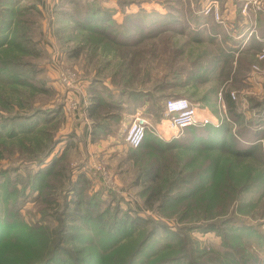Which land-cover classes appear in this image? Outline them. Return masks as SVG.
<instances>
[{"label": "rangeland", "instance_id": "374dc122", "mask_svg": "<svg viewBox=\"0 0 264 264\" xmlns=\"http://www.w3.org/2000/svg\"><path fill=\"white\" fill-rule=\"evenodd\" d=\"M16 1L17 5L15 6L17 7L14 8H17L16 10L20 12L18 19L27 20V24L30 26L29 31L23 32L24 28L17 24V27L19 26L15 38L17 45L20 43V45L26 46L25 41L31 35L38 44L34 55L28 54L26 50H22L18 46L11 47L7 54L8 58L12 59V63L7 66L8 69L3 70L5 76L7 73L23 74L22 77L27 82L33 83L35 87L29 86V84L0 83V96H4L3 99L0 97V116L8 118L5 121L0 119V189H4L3 196L0 195L1 217L10 219L8 213L11 210L10 207L13 208L14 206L12 204L13 200L9 198L8 191L16 189L18 190L17 197L20 198L17 206H21V219L28 223L44 225L55 222L51 213L43 215L39 207L43 203H49L51 198L58 197L57 201L63 199L62 195L67 188V179L62 174L54 175L53 178L50 177V181H53L52 187L47 189L45 193L48 201L36 204L34 196L39 194V189H35L37 185L36 178L38 179V171L49 165L54 155L57 156V154L63 153L65 154L64 163L66 166L64 167L66 173L70 174L72 178L75 179L78 173L83 170V167H88L87 176L90 182L87 185L82 184L86 189L85 196L89 198L96 191L100 190L101 192V196L94 197L95 200L101 202L97 208H93L95 214L106 209L108 205L113 210L116 206H119L121 213L130 211L132 216L156 217L176 231H184L185 229L181 230V228L183 226L188 227V232L183 235L189 239L187 241V243L190 242L189 247L187 246L185 250L174 248L173 245L178 240L177 235H173L174 239L166 241L167 236L165 234L154 244V249L158 250L154 253H157V255L153 254V250L145 256L142 253L138 257L143 261L141 264L154 263L158 260L163 262L165 259H169L170 264H190L191 261L200 260L207 264H264V169H260V166L256 164L257 160H244L248 162L238 165L237 160L225 159L223 154H220V150H210L200 146L188 150L185 147L176 145L169 152L159 151L160 154H155L151 148L149 155L154 158L167 156L171 165H173L174 159L177 166H182L184 169L183 175L189 176L190 173L199 175L209 168L218 170L216 183L211 189H209L210 185L215 179V174L212 172H210L211 177L206 180L208 183L203 181L204 177L194 175L192 177L195 178L191 177L192 180L189 182L179 183L180 188L189 187L191 193L197 189V193L195 196L177 202L176 206H182L177 207V210L180 211L173 213L171 216L160 215L144 205L143 197L140 194L141 186L134 183L135 171L133 165L127 158L125 160L126 154L132 149L125 139V130L130 122L128 119L131 118L127 117L123 120V126L118 133L105 135L104 138L99 137L92 141L89 134L90 127L89 130L85 129V132L83 131L82 122L84 123L86 119L80 115L85 101L88 100L87 95H102L104 100L102 110L110 113L107 122L109 125L116 127L118 120L116 122L111 115L117 114V118L119 113L122 112L125 114L124 117H131V114H133V117L138 114L143 115L142 112L145 108L151 107L152 104L146 96L143 95L142 97V93L148 92L147 89L155 91L160 88L161 92L183 95L181 97L203 103V105L200 104L201 108L206 106L209 108L211 113L208 114L209 117L206 115L194 124L207 122L219 125L222 119L230 120L231 118L228 113L222 112L220 91L229 90L234 93L235 97H232L236 98L238 94L253 91L251 83L254 79L261 77L264 81V59H260L258 56L262 48L264 49V43L260 50L256 52L255 57V52H249L242 57V64H240L241 79L240 77L238 80L233 78L237 64L233 67L231 64L224 63L225 66L229 67L225 71L227 77L225 76L224 81L218 77L201 82L199 80L200 76L197 75V79L195 77L193 79L191 72H201L205 67H208V69L211 67L213 70L212 77H214L219 72L218 62L220 61V47L210 46L209 43H204V41L217 39L220 43L219 40H228L230 45H234L235 48L237 43L234 44L232 39H226L225 34L220 36L219 33L216 37H211L208 33H201L200 41L194 43L192 37L195 34L187 28L184 29L185 32L183 33H176L173 29H169L172 33L171 37L167 36L168 32H165L163 34L167 35L161 41L160 39H145L143 43L145 45L144 53H140L136 51L141 50L140 47H134L132 44L112 43L107 39L108 36L99 41L100 34L95 33L93 35L96 39H90L89 33L91 32L89 30L77 28V24L69 20L68 16H61L60 13H57L55 6L60 0ZM100 1H103L106 6H112L110 5L111 0ZM148 1L149 7L159 3V11H172L169 0ZM213 1H219L221 12L220 0H210L207 5ZM231 1L233 2V0ZM114 2L119 7L118 2ZM34 3L37 6L35 10H22V7L25 9V7ZM85 3L78 6V4L76 5L70 1H64L60 7H64L62 11H70L71 13L74 11V7L75 10L77 7L80 11L77 15H82L85 14L83 11L87 7ZM172 3H175V1H172ZM3 5L5 4L0 2V7H3ZM230 6L231 9L229 8L227 12L229 15L232 13L231 10L235 8V3H231ZM183 9L188 11V8L184 6ZM36 11H39V13L37 14ZM122 12L115 13L116 20L119 23L123 22L124 19V12L123 14ZM0 14L1 16H7V23L5 24H11V22H8V11ZM183 16L184 14H182ZM246 17L256 20L257 28L261 29V24H264V9L260 6L258 10H253ZM234 18L225 22L228 25L232 24ZM223 19L226 20L225 17ZM11 27H13L12 24ZM112 27L114 25L110 26L109 29ZM117 28L119 29L120 26H117ZM122 31L120 29L121 35ZM137 33L139 36L151 35V32L145 31ZM153 41L158 42V44L155 42L158 49L157 54H161L163 58L168 59L167 56H169L170 50L176 51L178 58L176 64H172L174 65L173 69L187 66V70H181L182 72L180 71V74H177L179 79L175 81V86L172 84L167 85V87L155 86L158 83L157 81L163 79L170 71L169 66L166 64L157 67L158 59L155 56L151 58L154 53L152 50ZM77 45L83 47L79 52V57H74L71 50L76 48ZM110 46H113V48ZM132 54L135 55V59L133 65H130ZM30 62L35 63V65H30ZM126 66L128 72H131V80L128 85L129 91L134 92L131 96L128 94L121 96L119 94L120 88L126 85V77L123 76ZM255 66L260 69L256 70ZM33 67L37 69L34 71ZM29 70L30 72H28ZM245 74L247 76L244 78ZM144 79L146 81L141 84ZM95 81L100 84L99 88L89 92L87 84ZM205 93L207 94L204 95ZM256 96L261 98L259 95ZM124 101L134 107L135 112L122 111L118 106ZM145 101L148 102L143 104ZM155 103L158 105V102ZM55 108L60 109V111H53ZM72 118H76V120H72ZM203 120L207 121L204 122ZM88 121H90L89 118ZM78 122L81 124H78ZM149 122L150 127L147 130L157 129L159 135L165 140H170L180 132L171 129L169 122H166V120L161 121V125L153 124L150 119ZM184 135L193 136L191 131L188 130L185 131ZM94 146L97 147L93 148ZM161 154L163 155L161 156ZM165 162L167 161L165 160ZM98 164L101 165L102 169L97 167ZM261 172L263 174H260ZM261 179L263 180L261 181ZM230 181L238 182L237 185L252 181L253 185L243 190H239V186H236L233 190V186H227L226 184ZM256 183L258 186L255 185ZM26 194V201L21 202L25 199L24 195ZM176 206L170 207L171 211ZM186 207H192V210L190 215L181 221L180 212ZM205 208H209L211 211L212 219L211 215L203 216ZM194 218L195 220H193ZM207 221L218 223L219 228L202 230L195 226ZM77 223L82 224L79 219ZM235 227L236 229H234ZM141 229L140 232H136L130 238H141ZM82 230L92 231L89 227L82 228ZM82 243L79 246H84V242ZM167 245H171V247L168 248ZM177 255L183 256L182 259L173 260L174 256Z\"/></svg>", "mask_w": 264, "mask_h": 264}, {"label": "trees", "instance_id": "16d2710c", "mask_svg": "<svg viewBox=\"0 0 264 264\" xmlns=\"http://www.w3.org/2000/svg\"><path fill=\"white\" fill-rule=\"evenodd\" d=\"M64 1H70L76 5L78 4V6L86 2L85 6L87 5V7L83 11L85 14L77 15V13L80 12L77 7L76 10L74 7L72 13L70 11H62L64 7L61 8L60 6H62ZM116 1L120 8L117 6H106L103 1L100 0H60L56 3L55 7L57 13H60L59 15L68 16L69 20L77 24V28L89 30L91 32L89 33L90 39L95 38L93 35L95 33L100 34L98 38L99 41L108 36L109 38L107 37V39L112 41V43L114 42L120 45L132 44L134 47H140L141 50H136L140 53H144L143 49L145 45L143 43L145 39H160L161 41L163 37L167 35L163 34L165 32H168L167 36L171 37L172 33L169 29H173L176 33H183L185 32L184 29L187 28V30L195 34V38H200L202 36H200L201 33H207L202 30V27L217 30L220 25L225 22H218L212 15L201 12V9L205 5L204 3L208 0H169L172 11L163 12L159 10L140 9L137 13L127 12L126 8L133 2L141 3V0ZM172 1H175V3H172ZM0 2L5 4L3 7H0V13L8 11V22H11L13 25V27L10 28L11 24H5L7 23V16H1L0 14V83L7 84V82H9L10 84L20 83L34 86L33 83H30V81L27 82L26 79L22 77L23 74L14 75L12 73H7L5 76L3 73V70L8 69L7 66L12 63V59H9L7 54V51L11 49V47L18 46L22 50H26L28 54L31 53L34 55L38 42L35 41L31 35L28 36L25 41L26 46L20 45V43L17 45V41H15L16 31L19 28L17 24H20L24 28L23 32L29 31L30 26L27 24V20L23 21L20 20L21 18L18 19V14H20V12L16 10L17 8H14L17 7L15 6L17 5L16 0H0ZM220 2L223 9V7L226 6L223 4L227 3V0H220ZM233 2L235 3L234 22L236 25L241 26L238 34H244L243 38H245L248 34V31L246 32L245 29L250 19L246 17V14L242 13L239 1L233 0ZM34 4L25 7V9L22 7V10H35L37 6L36 3ZM183 6L188 8V11H184ZM117 10H122L124 12V19L121 23H119L115 17ZM36 12L37 14L39 13V11ZM182 14H184L183 17ZM112 25H114V27L109 29ZM117 26H120V28L118 29ZM120 29L123 30L122 35L120 34ZM140 31L151 32V35L139 36L137 32ZM119 35L121 36L119 37ZM225 36L230 37L231 35L225 34ZM263 36L264 24H261L259 35L254 33L252 35L253 42L246 48L245 53L239 55L237 68L233 75L235 80H238L239 77L240 79L242 78L240 71L242 57L249 52H255V55L264 43L262 39ZM169 39L168 37V40ZM155 42L158 44L157 41H153L152 50L154 53L151 58L155 56V58L158 59L157 67L166 64L169 66L170 71L163 79L161 78L160 81H157L158 83L156 82L157 84L155 86L160 85L161 87H167L169 84L175 86V81L179 79L177 74H180L181 70H187V66L175 67V69H173L174 65L172 64H176L178 54H176L175 50H170L169 56H167L168 59L161 57V54H157L158 49ZM75 47L76 48L71 50L72 55L74 57H79V52L83 46L77 45ZM110 47L113 48V46ZM122 57L124 58L123 54ZM134 59L135 55L132 54L130 57V65H133ZM30 65L34 66L35 63L30 62ZM33 68L34 71L37 69L35 67ZM226 70L227 66L224 64L221 76ZM124 71L123 76L126 77V85L120 88L119 94L121 96L125 94L131 96L134 93L129 91L128 87L131 80V72H128L127 66ZM28 72H30V70ZM211 73H213L211 67H209V69L205 67L201 72L192 71L191 77L194 79V77L196 78L197 75H199V80L204 82L211 79ZM246 76L247 74L244 75V78ZM218 77L220 78V74H218ZM216 78L217 77H215V79ZM221 79L222 78H220V80ZM145 81L146 79L142 80L141 84ZM147 90L148 92H141L142 97L143 95L146 96L147 100H149L152 105L151 107L149 106V108H145L142 114L147 116L155 125L159 124L166 115V101L171 97L183 96L173 95V93L166 94L165 92H161L160 88L155 91L151 89ZM222 94L227 105V113L229 117H231L230 120L222 119L219 125L207 122L192 124L181 129L180 132L170 140H165L159 135L157 129L151 128L147 130L145 139L140 146H130L132 149L126 154L125 160L127 158L133 165V170L135 171L134 183L141 186L140 194L143 197L144 205L149 210L157 212L160 215L164 214L166 216H171L173 213L180 211L177 210V207L182 206H176L179 200L190 198L197 193V189L191 193L189 187L180 188L179 184L181 182H189L192 180L191 177L194 174L190 173L189 176L183 175L184 169L182 166H177L174 159L172 162L173 165H171L167 156L164 158L152 157L149 155V151L152 149L155 154H160L159 151L163 153L169 152V150L176 145L185 147L188 150L200 146L205 149L220 150V154L222 153L225 159L237 160L238 165H243L241 164L243 162L257 160L256 164L260 166V169H264V97L260 98L256 95H249L247 97L249 101L248 110L251 112V114L248 115V113L242 109L241 94L236 95V98L232 97L231 91L229 90L222 91ZM0 97L3 99L4 96L1 95ZM189 100L195 105H203V103H199V101H194L190 98ZM103 102L102 95L95 94L91 97V104L85 107L88 118L90 119L89 134L90 140L92 141L105 135L108 136L112 133L116 134L123 126L122 123L125 116L123 112L119 113L118 118L116 117L117 114L111 115L116 122L118 120V125L116 127L108 124L107 121L108 118H110V113L103 112ZM155 102H158V105H156ZM127 103L128 102L124 101L122 104L117 105H119L118 107L124 112H127V110L129 112H135L134 107H131V105ZM54 110L60 111V109L57 108L53 109V111ZM0 119H2V121L8 120L7 117H2V115ZM187 130L191 131L193 136L184 135ZM162 155L163 154H161V156ZM64 159L65 154L63 153L57 154V156L54 155L51 160L52 162L39 170L37 175L38 179L36 178L37 185L35 189H39V194L34 196L36 204H40L42 201H48L45 193L47 189L52 187L51 184L53 181H50V177L53 178L54 175L62 174L67 179V188L62 195L63 199L57 201L58 197L51 198L49 203H43V205L39 207L43 215L51 213L55 222L44 225L24 221L21 219V206H17L20 201V198L17 197L18 190L14 189L8 191L9 198L13 200L12 204L14 207H10L11 210L8 213L10 219H4L0 215V264H141L143 261L141 258L138 259V257L141 256L142 253L145 256L153 250V254L157 255V253H154L158 251L154 249V244L161 237H164L165 234L167 236L166 241L174 239L173 235H177L178 240L177 243L173 245L174 248L185 250L187 246L189 247L190 242L187 243L189 239H187V236L183 235L189 230L187 226L181 228V230L185 229L184 231H176L167 223L156 217L132 216L130 211L121 213L119 206H116L113 210L110 208L111 206L108 205L106 209L95 214L93 208H97L101 202L95 200L94 197L98 198L101 196V192L100 190L96 191L89 198L85 196L86 189L82 184L85 183L87 185L88 182H90L87 176L88 167H83V170H81L74 179L70 174L66 173ZM165 160L167 162H165ZM210 172L215 174V179L209 189L216 183L218 174L216 168H209L199 175H194L197 177H204L203 181L208 183L206 180L211 177ZM229 174L232 175L231 173ZM260 174H263V172ZM263 179H261V181ZM237 183L238 182L230 181V183L226 184L227 186H233V190H235L236 186L240 188L237 189L243 190L253 185L252 181L244 184L240 183L239 185H237ZM255 185H257V183ZM3 190L0 189V195L4 194ZM24 196L25 199L21 200V202L26 201L27 194ZM174 205L176 208L171 211L170 207ZM191 210L192 207H186L181 210L180 220L183 221L184 218L189 216ZM203 211V216L211 215L209 208H205ZM78 219L82 224L79 225L77 223ZM193 220H195V218ZM195 226L202 230L219 228L218 223L210 221L202 224L199 223ZM85 227L91 228L92 231H83L82 228ZM140 229L142 232L140 235L141 238L137 237V239L134 236L135 238L131 239L130 237L136 234V232H140ZM234 229H236V227ZM82 242H84V246H79V244H83ZM135 245L136 247H134ZM169 246L171 247V245H167L166 247L169 248ZM182 257L181 255H177L174 256L173 260H181ZM170 263L169 259H165L163 262L158 260L157 262L149 264ZM190 264L207 263L200 260L191 261Z\"/></svg>", "mask_w": 264, "mask_h": 264}, {"label": "crops", "instance_id": "0c3cea01", "mask_svg": "<svg viewBox=\"0 0 264 264\" xmlns=\"http://www.w3.org/2000/svg\"><path fill=\"white\" fill-rule=\"evenodd\" d=\"M114 1H116V0H111L110 1V5L116 6L117 3L114 2ZM209 1L210 0H208L207 2H209ZM238 1L240 3L241 11H242L241 1L240 0H238ZM207 2L204 3L205 5H204V7H203V9L201 11L203 13H204V8L207 5ZM148 3H149L148 0H143L141 3L140 2H133V3H131V4H129L127 6L126 11L127 12H132V13H137L140 9L160 10V6H159L160 4L159 3L156 2L157 4H153L152 7H149L148 6ZM218 3H219V1H218ZM231 3H233L231 0H227V4H225L226 6L223 7V9L221 11L222 12V15H223L222 17H225V19H226V20L223 19V21H227L228 19L231 21V19H233V17H235V8L233 10H231V12H232L231 15H229L227 13L228 10H229V8L231 9V6H230ZM120 12H122V11L121 10H117V14H119ZM251 12L252 11H250V13ZM122 14H123V12H122ZM208 15H210V14H208ZM252 21L253 20L250 19L249 20V23L246 26V29L245 30H246V32L248 31V34H247L246 37L244 36L245 38H243V35L244 34H241V35L238 34L239 28L241 29V26L236 25V23L234 22V20H233V23L232 24H229V25H228L227 22L222 23L220 25L219 29H217V30H211L208 27L207 28H203L201 26L202 27V30H204V32L209 33V35H211V37H216L219 33H220V36H221V34H227V35H231V36L230 37H226L225 36L226 39H232V41L234 42V44L237 43V45H235V48H234V45H230V41H228L226 39H225L226 41L219 40L220 43H218V40L217 39L209 40L208 42H205L204 41V43H209L210 46L211 45L212 46H215L216 45V46H219L220 47V52H219L220 53V61L218 62V64H219V72H218V74H220V78L223 79L222 81H224V79H226V77H227V75L225 73H223L222 76H221V72L223 70L224 63L231 64L234 67V65L238 63L239 55L242 54V53H245L246 48L251 44V42H253V38H251L252 35L254 33H257L259 35L260 29L257 28V25L258 24H257V21L256 20H255V22H256L255 23V28H257V31L254 32V33H252V34H250V30H251V28L254 25V22L252 23ZM214 31H216V32H214ZM199 39L200 38H195L194 36L192 37V41L193 42L195 41L194 43H198L200 41ZM228 43H229V45H228ZM228 68L229 67H227V69ZM218 74L216 76H214V77L211 76L210 78L211 79L212 78L215 79V77L218 78ZM211 75H212V73H211ZM263 82H264L263 81V78H261V77H259V79H254L253 82L251 83V85L253 86V91H256V92L254 93L253 91H251L250 93H248V91H247V93H241V96H242L241 106H242V109L245 110L248 113V115H250L251 112L248 110L249 101H248L247 97L250 94L251 95L255 94V95H259V96L263 97L264 96V83ZM105 84H108V83H105ZM99 85L100 84H98V82H96V81L95 82H91V83L89 82L87 84V89L89 90V92H90V90H92V91L94 90L95 91V90H97V88H99ZM108 86L111 87L110 85H108ZM114 91H115V89H114ZM220 94L222 96V98L220 99V105H222L221 106L222 112H226L227 113V105H226V102L224 100L222 91H220ZM94 95H92V94L91 95L90 94L87 95L88 100L85 101V104L83 106L84 108H82L81 111H80L81 112L80 115L81 116H84L85 119H86V121L84 123L82 122V127L84 128L83 129L84 132H85V129L89 130V127H90V121H88V116H87V113H86L87 110H86L85 107L87 105L91 104V97L94 96ZM138 101H140V99H138ZM147 102L148 101H145L143 104H146ZM208 114L210 115L211 113H210L209 108H207V106L204 107V108H201L200 106H197L196 116H197V118L199 120H202V117H204L206 115L209 117ZM127 117L132 119L133 114H131V117H129V116L124 117L123 120H125V118H127ZM76 118H72V120L73 119L76 120ZM131 119H128V120H131ZM78 124H81V123L78 122ZM158 125H161V122ZM96 147L97 146H94L93 148H96Z\"/></svg>", "mask_w": 264, "mask_h": 264}, {"label": "built area", "instance_id": "2783aa9c", "mask_svg": "<svg viewBox=\"0 0 264 264\" xmlns=\"http://www.w3.org/2000/svg\"><path fill=\"white\" fill-rule=\"evenodd\" d=\"M242 5V12L243 14L248 15L250 11L258 10L260 6L264 9V0H240ZM205 14H210L214 17V19L218 22H223V17L220 12V5L217 1H213L209 3L204 8ZM253 27L250 30V34L257 31V28H255V20ZM263 42H264V36H263ZM259 58L264 59V49L262 48V51L259 53ZM256 70H259L260 68L258 66L254 67ZM264 77V76H263ZM233 97L234 93H231ZM166 115L165 118L162 119V121L169 122V125L171 129H175L177 131H180L186 126L192 125L194 123L198 122V118L196 116V109L197 106L193 104L188 98L186 97H171L166 101ZM224 107V106H223ZM206 122L207 120H203ZM221 123V121H220ZM150 122L148 117H144L141 114H138L129 122V125L127 126L125 130V139L127 143L131 146H140L146 136L147 129L150 127ZM263 140V139H262ZM97 167L99 169H102L101 165L98 164Z\"/></svg>", "mask_w": 264, "mask_h": 264}]
</instances>
